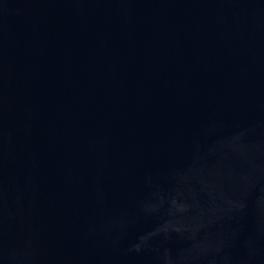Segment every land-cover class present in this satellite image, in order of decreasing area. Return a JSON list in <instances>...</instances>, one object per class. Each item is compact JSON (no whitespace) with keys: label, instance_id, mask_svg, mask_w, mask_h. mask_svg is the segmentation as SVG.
Listing matches in <instances>:
<instances>
[{"label":"water","instance_id":"water-1","mask_svg":"<svg viewBox=\"0 0 264 264\" xmlns=\"http://www.w3.org/2000/svg\"><path fill=\"white\" fill-rule=\"evenodd\" d=\"M0 264H264V0H0Z\"/></svg>","mask_w":264,"mask_h":264}]
</instances>
